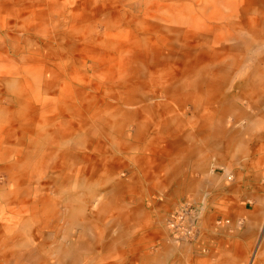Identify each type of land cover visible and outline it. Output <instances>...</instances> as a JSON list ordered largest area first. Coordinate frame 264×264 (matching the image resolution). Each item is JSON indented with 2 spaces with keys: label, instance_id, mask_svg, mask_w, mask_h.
Returning <instances> with one entry per match:
<instances>
[{
  "label": "rangeland",
  "instance_id": "1",
  "mask_svg": "<svg viewBox=\"0 0 264 264\" xmlns=\"http://www.w3.org/2000/svg\"><path fill=\"white\" fill-rule=\"evenodd\" d=\"M198 5L208 63L224 46L238 62L213 126L220 104L195 109L189 86ZM253 74L240 117L236 82ZM262 95L264 0H0V252L15 264H57L62 249L67 264L264 258ZM116 119L113 138L103 122ZM72 238L95 252H70Z\"/></svg>",
  "mask_w": 264,
  "mask_h": 264
},
{
  "label": "bare ground",
  "instance_id": "2",
  "mask_svg": "<svg viewBox=\"0 0 264 264\" xmlns=\"http://www.w3.org/2000/svg\"><path fill=\"white\" fill-rule=\"evenodd\" d=\"M222 1V0H221ZM195 3H199L200 0H194ZM203 8H207V6H203ZM201 6L198 5L195 6L194 9V14H193V19H192V31H191V36H190V64H189V76H190V89L192 91V97H193V104L195 105V109H198V104H203V100L205 97H209V100H211V103H217L220 104V107L216 109L215 111V116L209 117V123L213 126V124L218 123H223L226 115H227V109L225 104L223 103V90L225 87H227L231 81L234 78V70L236 69L235 64L238 62L236 61V56H233V53H231L229 50L233 49L232 47L226 48L221 47L220 49H217L218 56H219V63L218 66L213 69L212 64H209L206 57L204 56V44L203 40L206 37V34L209 33V27L207 23H204L200 20V15L199 12L201 11ZM224 40H239V37L235 34H231L229 36H226L223 38ZM222 38L218 35H215L214 41L216 43H220ZM228 52V56H226ZM231 57V59L229 58ZM234 65V67H233ZM256 79V80H255ZM254 81H257V78L253 75H247L243 79H239L236 82V88L238 90V98L241 100H246L244 102V105L246 107L241 108L240 111V117H248L250 114L248 112V108H252L255 104L254 101V94H255V84ZM264 99V95H262ZM213 99V100H212ZM259 99V98H258ZM257 99V102H258ZM262 101V98L259 99ZM201 104V105H202ZM123 114V113H122ZM242 114V115H241ZM123 119H129L128 116H125L124 114L122 115ZM135 116V115H133ZM239 117H237L238 119ZM104 125H109L112 126L114 129H116V133H113V138H118L122 134V124L120 121L114 122V124H111L110 121L105 120L103 122ZM118 129V130H117ZM220 133H216L215 131L212 130V134L208 135V140L206 144H208V147L210 148V151L212 153L216 152V144L218 139L220 137L218 136ZM112 135V134H111ZM123 135V134H122ZM234 138H231V141ZM229 141L228 143L230 145L235 144V141ZM117 145L119 144L118 142H115ZM240 145L244 144V141L238 142ZM260 160H264V154L260 157ZM64 175H56L53 176L52 179L56 181L58 184V189L59 193L61 194L62 187L67 185V183H70L66 179V177H62ZM35 193H39V186L35 188ZM91 189V188H90ZM34 191L32 190V194ZM70 196L72 195V202L68 205L70 208V212L74 210H80L82 209V206L75 205V199L77 200V193L74 192V194L69 193ZM205 226V224L203 225ZM72 245L70 247V252H78L81 251V249H89L91 251L95 252V249L93 247L95 241H82V239H73L72 238ZM68 250L62 249V252H60V257L56 258V263L57 264H67L65 262L66 260L63 258L62 255H65ZM94 252H91L94 254ZM260 252H257L256 254H252V252H241V255L239 257H232V258H227L226 260L223 261V264H264V258L259 257L258 254ZM261 254V253H260ZM77 256V254H74ZM251 257V259H250ZM71 258L75 260L72 256ZM164 258V256H163ZM160 255L158 254H151L150 252L144 253V255L141 258V264H160L161 260L163 259ZM166 258V256H165ZM17 256L16 252H0V264H15L14 262L16 261ZM250 260V261H249ZM40 261L38 262V264Z\"/></svg>",
  "mask_w": 264,
  "mask_h": 264
},
{
  "label": "crops",
  "instance_id": "3",
  "mask_svg": "<svg viewBox=\"0 0 264 264\" xmlns=\"http://www.w3.org/2000/svg\"><path fill=\"white\" fill-rule=\"evenodd\" d=\"M229 240H231V239H229V237H228V240L227 241H229Z\"/></svg>",
  "mask_w": 264,
  "mask_h": 264
}]
</instances>
